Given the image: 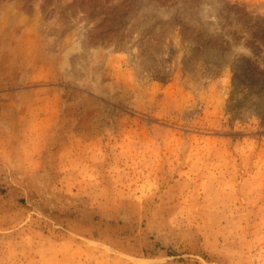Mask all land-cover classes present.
<instances>
[{
    "label": "rangeland",
    "instance_id": "obj_1",
    "mask_svg": "<svg viewBox=\"0 0 264 264\" xmlns=\"http://www.w3.org/2000/svg\"><path fill=\"white\" fill-rule=\"evenodd\" d=\"M0 264H264V0H0Z\"/></svg>",
    "mask_w": 264,
    "mask_h": 264
}]
</instances>
